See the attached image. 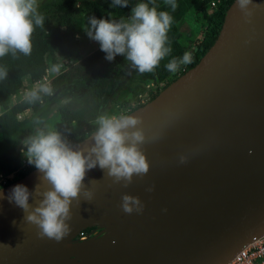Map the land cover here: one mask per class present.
Instances as JSON below:
<instances>
[{
  "label": "water",
  "instance_id": "95a60500",
  "mask_svg": "<svg viewBox=\"0 0 264 264\" xmlns=\"http://www.w3.org/2000/svg\"><path fill=\"white\" fill-rule=\"evenodd\" d=\"M236 3L233 0L228 7L217 39L199 62L148 103L128 112L142 118L147 137H159L142 146L150 162L146 176L124 187L99 167L89 171L85 184L93 188L95 197L90 203L81 198L80 207L73 203L72 230L60 242L39 238L36 227L23 221V210L6 198L17 184L34 190L40 175L36 169L0 188L5 197L0 199V264H43L82 229L98 224L96 219L124 193L167 167L174 154L218 131L227 115L242 116L245 105L264 98L260 89L264 90V0H253L260 7L252 9L250 20ZM262 108L251 111L260 114ZM258 129L260 140L246 133L250 144L245 145L244 156H237L236 172L212 180L199 200H191L189 212L181 213L131 264H225L264 232V121ZM236 130L242 132L239 126ZM87 137L73 145L87 147L91 143ZM29 203H34L33 198Z\"/></svg>",
  "mask_w": 264,
  "mask_h": 264
},
{
  "label": "clouds",
  "instance_id": "9594fccd",
  "mask_svg": "<svg viewBox=\"0 0 264 264\" xmlns=\"http://www.w3.org/2000/svg\"><path fill=\"white\" fill-rule=\"evenodd\" d=\"M173 10L176 0H165ZM237 7L250 20L252 9L260 5L253 0H237ZM78 6V5H77ZM128 0H112V7H127ZM44 15L39 11V0H0V58L21 54L30 56L33 50V33L43 28ZM173 17L168 11L158 10L148 0H139L126 18L98 19L90 17L84 25L89 38L99 42L101 51L109 61L117 55L125 56L137 72L151 73L170 52L167 46L168 32ZM58 52V51H57ZM192 62V53L185 52L181 58H173L166 65L167 71L176 73L180 65ZM61 64H52L47 70L59 74ZM7 70L0 68V79ZM149 83V87H151ZM51 96L54 88L48 76L37 81L26 93L29 102L40 100V94ZM75 123V122H74ZM94 125L87 139V147H76L55 126L44 124L36 127L21 141L22 154L27 163L38 171L39 183L30 191L24 184L15 185L7 199L24 212L23 221L34 225L39 238L62 241L71 232L69 221L73 217V203L77 207L92 202L93 188L85 184L89 171L99 167L115 184L128 187L134 178H143L150 170V162L142 146L159 137H147L142 118L132 113H102L91 121ZM37 125L42 121L37 120ZM181 164L187 157H179ZM95 180L89 183H94ZM154 190L151 186L147 191ZM34 203L30 204L29 199ZM0 191V199H4ZM120 207L126 214L142 213L144 203L139 196L124 193ZM15 224V221H13Z\"/></svg>",
  "mask_w": 264,
  "mask_h": 264
},
{
  "label": "trees",
  "instance_id": "16d2710c",
  "mask_svg": "<svg viewBox=\"0 0 264 264\" xmlns=\"http://www.w3.org/2000/svg\"><path fill=\"white\" fill-rule=\"evenodd\" d=\"M209 1L211 0H176L177 6L173 10L165 0H148L158 10L168 11L173 17V23L167 41L171 52L160 61L158 67L151 73L143 74L133 68L143 82L165 83L167 86L176 78V73L167 71L165 65L173 58H181L185 52L192 53V62L180 65L179 70L185 66L186 71L199 62L217 39L225 13L233 0H220L211 13L206 10ZM83 2L86 10L91 11L94 17L119 20L131 15L132 7L139 0H128L127 7L115 8L112 7V0ZM191 9L198 13L199 20L204 21L199 40L192 46L193 49L182 40L180 29L181 21ZM39 11L44 15L45 23L42 29L37 28L33 33L32 54L27 57L17 54L0 58V68L7 70V76L0 79V173H10L21 166L24 156L21 141L36 127L53 125L63 135H69L67 140L71 144L87 137L94 127L91 121L106 111L112 84L117 79L113 63L105 58L106 54L100 47L84 53L82 16L76 0H47L40 4ZM58 56L71 58L74 62L61 69L52 79L53 95L41 93L40 100L29 102L28 96L20 94L24 78L31 82L41 80L49 63H57ZM126 104V101L119 103L109 112L120 113L121 107ZM142 105L144 103H139L124 112ZM28 109L30 114L19 119L18 115ZM37 120L42 121V124L37 125ZM74 127L78 130L74 131ZM34 169L31 165L20 170L15 180Z\"/></svg>",
  "mask_w": 264,
  "mask_h": 264
},
{
  "label": "bare ground",
  "instance_id": "6f19581e",
  "mask_svg": "<svg viewBox=\"0 0 264 264\" xmlns=\"http://www.w3.org/2000/svg\"><path fill=\"white\" fill-rule=\"evenodd\" d=\"M260 89L264 91L262 88ZM256 102H260L262 106L264 98ZM247 109L251 110L245 105L242 116L233 113L224 117L219 123L218 131L212 130L209 134L202 135L188 150L174 154L167 167L148 177L138 187L130 191L129 194L139 196L144 203L145 207L142 213H124L120 207V200L96 219L99 223L102 222V225L107 229L106 235L84 239H76L74 236L48 257L43 264L134 263L138 252L152 244L154 238L159 233L166 231L170 223L177 222L181 213L189 212L188 206L191 200H199L201 193L211 188L212 180H220L223 174L233 170L236 172L234 166L238 161L237 156L240 153H245V145L250 144L249 139L243 134V128L249 127L252 131L248 134L261 139V131L250 126V121L256 120L248 118L252 113ZM263 115V113L260 115L261 121H264ZM235 125L242 130L241 135L238 134ZM229 131H234L232 136L228 134ZM216 134H220L222 137L217 138ZM225 135H228L230 137L228 140L235 144V148L230 154L233 158L230 161L226 159L216 165L211 164L209 171L212 176L200 187L199 184L203 182L199 183L202 180H198L196 176L205 170L203 163L206 162L207 155L212 154L209 146L210 144L218 146L217 142ZM221 146L224 147L222 143ZM223 152L225 156L228 154L226 151ZM181 155L187 157L186 163L179 162ZM173 182L178 184L177 191H175V187L169 186V183ZM187 182L197 184L199 190L194 189L187 192ZM151 186H154V190L147 191ZM183 188L185 191L182 193Z\"/></svg>",
  "mask_w": 264,
  "mask_h": 264
},
{
  "label": "rangeland",
  "instance_id": "374dc122",
  "mask_svg": "<svg viewBox=\"0 0 264 264\" xmlns=\"http://www.w3.org/2000/svg\"><path fill=\"white\" fill-rule=\"evenodd\" d=\"M46 1L47 0H39V6H40V4H42ZM76 6L81 11L82 39H83V43H84V53L87 54V53H90L93 50L97 49L98 47H100L99 42L89 38L87 32L84 29V25L88 23V19L90 17H93L94 15L91 11L86 10L83 0H76ZM203 22L204 21L202 19L199 20L198 13H195L191 9L186 14L184 19L180 23V29H181L182 34H183L182 40L188 45V47L190 49L193 45H195L197 40H199L198 38H199L200 29H201ZM192 49H193V47H192ZM73 62L74 61L71 58L58 56L57 63H55V64H61V65H63L61 67V69H65ZM110 62L113 63V65L116 69L117 79L112 84V88H111L110 94H109V99H108V102L106 105V111L104 113H106V112L110 113L109 111L113 108V106H115L119 103H124L125 101L127 104L124 107H121V109H120L121 112H124L130 108H133L139 103L145 104L150 100V98L153 95H155L157 92H160L161 90H163L166 86L165 83L149 82L152 85L151 87H149V83L143 82L139 78V76L133 71V68L130 65V63L126 60L125 56H123V55H117L115 57V59L110 61ZM51 75H54V74H51ZM179 75H180L179 71H177L176 77ZM22 87L23 88L26 87V88L31 89V81L28 78H24ZM22 94H25V92H23ZM14 100H15V98L13 97L12 101H14ZM260 106H261V103L256 102V101H251L249 104H247V107L255 108V109L256 108L259 109ZM247 110H249L252 113L249 115L248 118H250L252 120H256V121H250V124H251L250 126L258 129V125H259L258 123H260L259 121H260V117H261L260 115H262V113L264 114V108L260 109L261 110L259 112L260 114H255L250 109H247ZM29 114H30V110L29 109L25 110L24 112L19 114L20 115L19 119H22L24 116H27ZM263 117H264V115L262 116V118ZM254 118H256V119H254ZM235 127H236V125H235ZM240 127H243V125H240ZM77 130H78V128L74 127V131H77ZM250 131H252V130L249 127H247L246 129L243 128V134L244 135H246V133H249ZM233 133H234V131L228 132V134L231 136L233 135ZM238 134L241 135L240 132H238ZM215 137L218 138V137H222V136L220 134L219 135L216 134ZM228 139L230 140V137L228 135H225L224 138L220 139V141L217 142L218 146H216L214 144L213 145L210 144L209 147L211 148L212 154L207 155L208 158H206V162L203 163V167L205 168V170L201 174L196 176V178L198 180H202L199 183L203 182V183L199 184V185H201L200 187H202L204 182L209 180L212 176V173L209 171L211 164L216 165L218 163L224 162L226 159L227 160L229 159L228 161H230V159L233 158V156L230 154L233 151V149L235 148L234 147L235 144L233 142H230ZM221 143H222V145H224V147L221 146ZM223 151H226L228 154L225 156V154H223L224 153ZM239 155L244 156L245 154L240 153ZM186 177H188V175H186ZM169 186H171V187L173 186V188L175 187L176 188L175 191H177V187H178L177 183H174V182L172 184L169 183ZM179 186L183 187V185H181V184H179ZM194 189H196L197 191L199 190V187H197V184L187 182L186 191L191 192ZM184 191L185 190L183 188V190L181 192L183 193ZM107 233H108V231L102 225V222L101 223L98 222V224L90 225V226L82 229L80 231V233H78L75 236V238L76 239L92 238L95 236L98 237V236L106 235Z\"/></svg>",
  "mask_w": 264,
  "mask_h": 264
},
{
  "label": "built area",
  "instance_id": "2783aa9c",
  "mask_svg": "<svg viewBox=\"0 0 264 264\" xmlns=\"http://www.w3.org/2000/svg\"><path fill=\"white\" fill-rule=\"evenodd\" d=\"M220 0H211L206 4V10L208 13H211L216 6V4ZM51 64L49 63L48 68L46 69L45 74L43 75L41 80L43 81V78L45 76L49 77V80L52 81V79L57 75H51L47 70L50 68ZM183 72H185V66H183L179 70V74L181 75ZM37 81L31 82V89L35 85ZM31 89L29 88H23L21 87L20 94L25 96L28 91ZM25 92V94H22ZM20 115H18V118ZM66 139H69V135H64ZM31 165L27 163L26 158L23 156L21 166L10 172L0 173V188L6 186L7 184L13 182L15 180V177L18 176L20 170H25L26 168L30 167ZM225 264H264V232L252 239L250 242H248L246 245H244L240 250H238L235 255Z\"/></svg>",
  "mask_w": 264,
  "mask_h": 264
}]
</instances>
